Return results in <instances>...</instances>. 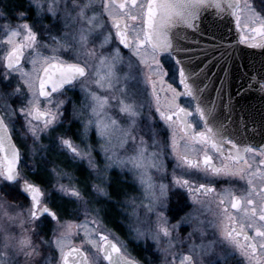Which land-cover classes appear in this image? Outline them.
<instances>
[{"label":"snow or ice","instance_id":"1","mask_svg":"<svg viewBox=\"0 0 264 264\" xmlns=\"http://www.w3.org/2000/svg\"><path fill=\"white\" fill-rule=\"evenodd\" d=\"M245 49L264 0H0V264H264Z\"/></svg>","mask_w":264,"mask_h":264},{"label":"water","instance_id":"2","mask_svg":"<svg viewBox=\"0 0 264 264\" xmlns=\"http://www.w3.org/2000/svg\"><path fill=\"white\" fill-rule=\"evenodd\" d=\"M245 57L250 61V62H257L258 66V61L261 59H264V54H262L261 50L259 49H245ZM252 105L255 107H259L262 104V101L259 99V97L253 99L251 101Z\"/></svg>","mask_w":264,"mask_h":264},{"label":"flooded vegetation","instance_id":"3","mask_svg":"<svg viewBox=\"0 0 264 264\" xmlns=\"http://www.w3.org/2000/svg\"><path fill=\"white\" fill-rule=\"evenodd\" d=\"M7 1H9V2H10V4H9V8L11 9V7H12V4H13V0H7Z\"/></svg>","mask_w":264,"mask_h":264},{"label":"rangeland","instance_id":"4","mask_svg":"<svg viewBox=\"0 0 264 264\" xmlns=\"http://www.w3.org/2000/svg\"><path fill=\"white\" fill-rule=\"evenodd\" d=\"M110 227H114V228H115V230L119 232V228H118V227H116L115 225H110Z\"/></svg>","mask_w":264,"mask_h":264},{"label":"trees","instance_id":"5","mask_svg":"<svg viewBox=\"0 0 264 264\" xmlns=\"http://www.w3.org/2000/svg\"><path fill=\"white\" fill-rule=\"evenodd\" d=\"M6 2L8 3V5L10 4V2H9V1H7V0H6Z\"/></svg>","mask_w":264,"mask_h":264}]
</instances>
